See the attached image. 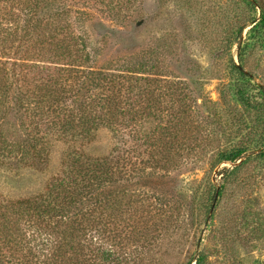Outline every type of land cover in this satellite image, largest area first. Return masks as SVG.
<instances>
[{
    "label": "trees",
    "instance_id": "trees-1",
    "mask_svg": "<svg viewBox=\"0 0 264 264\" xmlns=\"http://www.w3.org/2000/svg\"><path fill=\"white\" fill-rule=\"evenodd\" d=\"M246 1L249 12L234 27L230 45L247 25L256 41L264 40L261 1ZM139 5L0 0V167L45 168L54 145L66 147L58 174L40 192L15 199L0 194V264H165L184 209L193 234L205 224L214 168L248 151L228 142L204 157L213 114L200 107L211 104H197L187 82L164 74L162 52L139 50L99 64L107 37L94 38L92 25L126 27ZM242 58L230 62L233 96L249 110L251 78ZM220 113L215 125L237 136L241 124ZM99 128L108 129L114 143L105 155L93 156L81 146ZM258 148L264 154V138ZM188 169L204 173L190 181L189 197L160 194L165 181L173 186ZM235 170L218 175L223 180ZM192 263L202 264V257L193 254L185 264Z\"/></svg>",
    "mask_w": 264,
    "mask_h": 264
},
{
    "label": "rangeland",
    "instance_id": "rangeland-1",
    "mask_svg": "<svg viewBox=\"0 0 264 264\" xmlns=\"http://www.w3.org/2000/svg\"><path fill=\"white\" fill-rule=\"evenodd\" d=\"M260 1L264 8V0ZM246 2L197 0L193 7L181 0H140L133 22L126 27L108 21L92 25L94 38L107 37L99 64L121 60L139 50H157L164 54V74L187 82L197 104H211L208 109L200 107L202 114H213L212 142L205 149V158L209 149L228 142L227 146L248 150L236 163H220L210 174L212 210L196 234L189 230L190 211L184 209L183 223L168 239L165 264H185L193 254L202 257V264H264V154L258 148L264 138V40L256 41L247 25L241 40L229 44L240 17L249 12ZM255 10L259 22V11ZM239 54L243 56V70L251 78L248 82L253 107L249 110L241 108L233 96L232 80L236 75L230 71V62L237 64ZM219 111L230 123L241 124L237 136L229 134V127L215 125ZM113 143L111 132L99 128L81 147L87 154L102 156ZM65 148L56 143L45 168L0 167V194L15 199L40 192L44 183L58 174ZM234 167V172L220 179L218 173ZM202 176L203 171L198 169L182 171L173 186L165 181V186L159 187L160 194L172 190L189 197L194 187L190 181H199Z\"/></svg>",
    "mask_w": 264,
    "mask_h": 264
},
{
    "label": "water",
    "instance_id": "water-1",
    "mask_svg": "<svg viewBox=\"0 0 264 264\" xmlns=\"http://www.w3.org/2000/svg\"><path fill=\"white\" fill-rule=\"evenodd\" d=\"M211 210H212V208H211Z\"/></svg>",
    "mask_w": 264,
    "mask_h": 264
}]
</instances>
